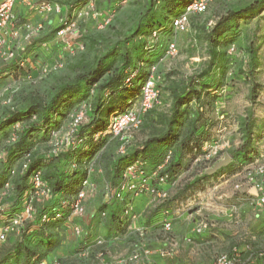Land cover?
I'll return each mask as SVG.
<instances>
[{
  "label": "trees",
  "instance_id": "1",
  "mask_svg": "<svg viewBox=\"0 0 264 264\" xmlns=\"http://www.w3.org/2000/svg\"><path fill=\"white\" fill-rule=\"evenodd\" d=\"M87 1L73 0L70 4L74 7ZM114 1L118 0H106V4L110 6ZM190 1L148 0L145 9L139 10V20L135 23L133 30L125 35L121 34L118 39H113V41L107 40L105 48L102 50L96 49L99 42L96 41L94 34L83 35L82 42L87 50H90L80 52L83 58L80 59L79 65L76 64L72 68L79 70V73L76 72L74 76L64 79L51 74L53 79H56H54L55 81L51 77L50 80H46V83L30 89L25 95L20 94V97L14 99L13 108H9V106L4 108V114L0 119V146L5 154L4 159L0 160V193L4 192L0 198V223L4 216L9 218L22 210L21 202L30 189L29 178L34 171L41 172L42 179L51 191L49 204L38 206L39 211H43L47 207L56 208L62 202L76 196L82 181L87 176L86 167L92 162H97L100 152L107 149L113 141L111 133H106L98 138H95L94 134L106 131L112 114L123 111L140 98L141 87L153 65L156 67V73L161 77L156 83V87L160 90L159 99H161L164 78L159 74L158 63L169 42L167 36L174 34L173 18L184 12ZM257 6L249 4L238 13L246 14ZM233 15L236 13L234 12ZM20 19L26 20L24 17ZM114 23L115 21L108 26L112 28ZM48 24V28L52 26L51 23ZM59 27L60 24L53 29L47 28L43 33L46 39L40 42L52 39ZM154 31L163 41V48H161L159 56L152 58L150 52L152 47L149 43L153 41ZM223 31L224 29L219 30L216 27L213 32L218 37L224 35ZM227 38L223 36L219 40H215V38L210 40L217 42V46L222 41H224L222 43L224 45L232 44L233 36H227ZM250 55L252 58L255 56L253 49H250ZM34 56H31L29 47L23 52V58L28 60L33 59ZM215 62L214 67L218 71V79L215 80L214 77L208 81V87L211 89L212 85H222L221 78L231 71V68L226 69L220 60ZM136 68L138 69L137 73L127 84L126 78ZM245 70L247 67L243 65L240 71L244 72ZM12 71L14 75L17 74L15 72L24 73L17 62V57L3 70L9 74ZM200 83V80L196 78V80H192L189 88H185L183 91H172V112L168 117L164 118V115L161 114L158 119L154 120L152 115L154 107L143 115L141 125L151 127L163 123L165 126L163 128L155 126L151 136L142 142L140 148L128 147L123 155H116L111 159L104 158L103 161L106 162L103 166L108 177L107 182L112 185L116 184L125 168L139 160L145 163L143 170L152 169L162 162L166 152L171 151L172 157L164 170L169 174L168 182L164 186L168 192V189L172 187L170 182L178 179L181 170L187 169L188 164L184 162L185 156L191 154L189 159L191 161L203 153V145L210 139V129L215 125L208 118L202 119L203 112L200 103L207 99L211 104H215L220 94H216L209 88H204V84L198 88ZM255 93V87H252L249 97H254ZM192 102L195 105L192 106ZM82 103L89 105L86 111L87 121L75 129L76 143L56 154L48 153L54 134L66 127L65 122L71 120V115L75 114ZM16 123L21 125L17 139L14 143L7 144L5 142L10 137L13 125ZM238 126L242 133V143L237 150L228 151L233 160L225 169L229 173L236 172L233 170L234 167L241 168L256 160V153L252 147V129L256 127L254 122L251 118H243L238 122ZM262 126L264 127L263 124ZM260 128L261 126L257 129ZM27 154L30 155V158L25 171L12 175L11 170L19 169L21 159ZM73 164L76 165L75 168L72 167ZM223 169L221 168L220 171ZM202 175L186 185L183 190L190 187L201 190L200 182L216 177L217 173L208 175L204 172ZM7 182L9 188L5 189ZM152 184L155 189H161L155 182ZM126 203V200L114 201L109 205L103 203L102 207L97 210L100 218V213L105 212L103 218L113 224L116 234L125 233L130 225V218L124 214ZM63 212V219L48 222L39 228L34 227L31 231L23 232L12 245L13 251L5 250L0 253V264H31L34 256H37L38 259H45L54 244L46 227L48 224H61L66 221L68 210ZM40 214L36 216V223L39 221ZM9 258L12 260L10 261Z\"/></svg>",
  "mask_w": 264,
  "mask_h": 264
},
{
  "label": "rangeland",
  "instance_id": "2",
  "mask_svg": "<svg viewBox=\"0 0 264 264\" xmlns=\"http://www.w3.org/2000/svg\"><path fill=\"white\" fill-rule=\"evenodd\" d=\"M71 1L73 0H59L58 4H65L64 7L62 6L65 10V7L69 6ZM147 2L148 0H118L112 2L109 6L106 4V0H97L96 9L104 17L77 20L76 30L80 31L77 35L75 33H68L63 39H60L55 34L52 39L42 42L40 41L45 38L43 33L44 31L46 32L49 26L48 23H50L49 17L39 16L37 20V18H33L34 13L32 11L30 12L29 9L27 10V7L16 3L15 9L17 8L23 14L27 13L28 15H26L28 19L24 20L25 22L32 24L41 23L44 30L39 36L31 39L28 45H25L23 39L24 33L20 31L17 37L10 38L11 49L16 53V56H23V52L30 45H39L45 58L41 64H37L39 66L37 67L38 72L33 76L30 72L35 68V56L33 59L28 60V66L24 67L23 74L15 72L17 74L14 75L13 71L10 74L2 71V69L8 67L10 60H5L6 49L2 48L0 50V71L3 72L0 73V80H2L1 76L7 77L2 82L0 81V119L4 114V108L7 106L9 108L14 107V99L20 97L22 94L25 95L35 86L46 83V80L51 79V74L64 79L74 76L76 72L79 73V70H73L72 68L76 64L79 65L80 59L83 58L80 52H88L90 50H87L82 42L83 35L94 34L93 36L96 41L99 42L96 45V49L102 50L105 48L104 45H106L107 40L113 41V39H118L121 34L125 35L133 30L135 23L139 20V10H144ZM249 4L250 6H258L252 8L251 12L246 14L238 13V11ZM103 10H107L108 12H103ZM234 12L236 15H233ZM105 13H113L112 18L107 24H105ZM59 20L60 15L54 21L55 24L49 28L53 29L57 27ZM22 21L18 18L17 26H20ZM114 21V26L110 28L108 25ZM216 27L219 30L224 29L222 34H224L225 38L233 36V43L224 45L222 44L224 41H222L217 46V42L211 41L210 39L212 38H215V40L223 38L220 35L216 37L213 32ZM167 37L169 42L174 41L176 43L177 53L172 57H162L159 60V74L164 78V81L160 102L153 109V119H158L161 114L164 115V118L168 117L172 112V91H183L185 88H189L192 80L198 78L201 82L198 88H201L202 84H204V88H209V90L214 91L216 94H220L215 104H211L204 98V101L200 103L203 112L202 119L208 118L215 125L210 129V139L204 143V153L191 161H189L191 154L185 156L184 162L188 164L187 169L184 168L180 171L176 185L168 189L167 199L161 200L148 194H141L137 197L131 196L129 198L132 212L136 215L135 220H130V225L134 222L146 225L150 218L152 219L157 216V219H160L163 217L161 213L163 208L170 202L179 203L177 205L184 211L189 207L197 206L198 209L195 214L197 219L209 221L211 215L218 214L219 216H224L228 208L235 204L231 201L235 184H243L246 190V172L257 164L264 163V127L262 126V124L264 125V0H212L205 12L190 16V26L187 31H174V34H170ZM225 40L227 41L228 38ZM162 43L163 41L160 40L159 36L157 40L149 43L152 46L150 50L152 58L160 55L161 48H163ZM232 46L234 50L230 51ZM250 49L254 50L255 56L253 58L250 55ZM89 53L92 54L90 51ZM218 60H220L226 69L230 67L231 71L227 75L225 74L224 78H221L222 85H212L213 88L211 89V87H208V81L214 77L215 80L218 79V71L214 67L215 61ZM56 64H60L61 67L55 69ZM243 65L247 67V70L241 72L240 69ZM54 79L52 77V80ZM252 87H255L256 93L254 97L250 98L249 94ZM193 105H195L194 102H192ZM243 118H251L256 126L252 129V147L256 153V160L251 164L243 165L241 168L234 167L233 170L236 172L233 174L226 173L219 177L209 178L200 182L202 186L201 190L196 189V187L183 190L186 185L203 176L202 174L206 173V170H211L216 162L223 160L229 150H237L240 147L242 133L239 130L238 122ZM85 120L87 121V119ZM65 126L56 133L53 141L50 143V150L65 147L72 140L69 120L65 122ZM155 126L156 128H163L165 124L158 123L151 127L140 125L139 128L126 133L125 137L128 140L127 147L140 148L142 142L151 136L150 134ZM257 126H261V128L257 129ZM112 138L113 141H111L108 148L100 152L98 161L94 163L91 178L98 186H101L103 182H107L108 178L103 166L106 162L103 161L104 158L111 159L113 156L123 155L119 152L121 147L119 136H113ZM5 143L9 144L8 139ZM213 146H216V154H212ZM2 149L0 146V156L3 155ZM259 153L260 155H258ZM207 154L211 155L207 157ZM231 161L232 157L230 156L229 163L221 168L225 170L231 164ZM196 186L198 187L199 185L197 184ZM99 195L103 196L101 192ZM242 216L243 214L240 209L237 214H233L232 218L234 220L232 223H235L234 221L238 222ZM231 226L236 231L234 237L238 240L243 238L246 227L240 222L238 224L235 223L234 227L233 225ZM146 232L145 228L142 229L139 240L135 238L134 240H129L124 245L108 246L103 254L107 259L112 261L128 255L139 247L152 250L154 248L153 244H156V242L149 240L152 238V235H147ZM153 233H155V237L162 239L163 231L159 225H156L153 232L148 234ZM17 236H15V239H12L11 237L13 236H11L7 242L0 245V253L5 250L9 252L13 251L14 247L12 245L19 239ZM218 248L222 250L221 244H219ZM227 252L229 251H219L218 254ZM109 255L111 256L110 258ZM97 263L101 264L99 261L94 264Z\"/></svg>",
  "mask_w": 264,
  "mask_h": 264
},
{
  "label": "built area",
  "instance_id": "3",
  "mask_svg": "<svg viewBox=\"0 0 264 264\" xmlns=\"http://www.w3.org/2000/svg\"><path fill=\"white\" fill-rule=\"evenodd\" d=\"M97 0H88L84 4L78 6H69L64 8L59 4H52L48 0H0V50L5 48V60L12 61L17 57V62L20 68L28 66V59L23 58V56H16V53L11 49L10 40L8 38H15L19 35V32H23V39L25 45H28L31 39L39 36L43 32L44 27L41 23L32 24L30 22L22 21L20 26H17L19 18V9H15V4H21L27 7L30 12L32 11L35 15L48 17L52 13L60 14L59 24L60 27L56 32V36L63 39L68 33H75L77 35L80 31L76 30L77 20H82L85 18L99 19L104 17L101 12L96 9ZM212 0H191L186 6L184 12H182L178 17L173 18L172 27L175 32L187 31L190 26V16L193 14H201L205 12ZM83 5V6H82ZM82 6V7H81ZM107 24L113 16V13H105ZM75 31V32H74ZM158 33L156 31L152 34V40H157ZM152 47V46H150ZM234 50L232 46L230 51ZM177 46L174 41L168 42L164 48L163 58H168L176 55ZM9 61V62H10ZM143 64V63H141ZM61 67L60 64H56L55 69ZM136 70L132 71L129 77L126 78L125 82L130 83V80L137 73ZM161 79V77L156 73V67L153 65L150 68V73L147 76L141 87L140 98L126 107L123 111L112 114L108 121V127L104 132H97L94 134L95 138L104 136L106 133H111L113 136H119L120 138V154H124L127 150L128 140L125 134L139 128L142 124L143 115L157 104H159L160 90L156 87V83ZM89 105L82 103L75 114L71 115L70 120V134L72 135V140L68 142L65 147L49 150L48 153L56 154L60 150H66L76 143V136H74L75 129L84 123L87 119L86 111ZM85 118V119H84ZM20 124L16 123L13 125L10 137L8 138V143H14L17 139V134L20 129ZM56 133L53 136L55 137ZM52 139V141H53ZM51 141V142H52ZM204 147V145H203ZM211 147V146H210ZM212 148V147H211ZM212 154L217 153L216 146H213ZM203 149V148H202ZM204 153V150H203ZM211 154H207L209 157ZM5 154L0 156L2 161ZM172 157V152L168 151L164 155L162 162L156 165L154 168L149 170H143L145 168V163L143 161H137L134 164L129 165L125 168L119 181L112 185L109 182H103L101 186H98L91 178L94 162L86 167L87 176L81 183V187L76 194V196L68 201L62 202L60 206L56 208L47 207L43 211H39L38 206L48 205L51 198V191L46 182L42 179L41 172L39 170L34 171L30 178V189L28 190L25 197L21 202L22 210L13 214L11 217H3L0 223V245L4 244L9 240L11 236L20 235L23 232H28L34 229V227L39 228L45 223L60 220L64 218V210H68L66 221H71L74 218H84L87 216V200L90 196L96 193H102V199L104 204H111L114 201H127L124 209V214L130 218V220H135L136 215L132 212V205L129 201L131 196L137 197L138 195H151L155 198L165 200L168 197V192L164 189L165 184L169 178L168 172L164 171ZM30 155L27 154L20 161L19 169H12L11 174L15 175L17 172H24L27 168ZM75 164L72 167L75 168ZM178 179L171 181V186L174 187ZM155 182L161 189H155ZM245 184H247L246 194L247 203L254 209H264V163L257 164L252 169L248 170L245 175ZM243 184H235V188L242 189ZM9 188V183H5V189ZM4 192L0 193L1 196ZM127 197V198H126ZM240 202L233 204L229 207L230 214H237L240 211ZM2 209V207H1ZM198 207H189L186 213L193 215L195 222L193 227V232L196 234H201L210 228V222L208 220L197 219L195 214ZM40 214L39 221L36 223V216ZM94 215V214H93ZM101 218L105 216V212L100 213ZM89 216L92 217V214ZM172 230V222L166 217L162 221V231L164 239L171 249H162L161 252L166 254H173L177 241L170 236V231ZM72 232L75 236H84L85 232L82 226L75 224L72 227ZM102 240H97V245L102 244ZM153 250L145 248H137L130 252L127 256L119 258L117 261L108 264H137L140 260H147L150 253ZM86 254V252H82ZM33 263L31 264H60L59 259H38L37 256L32 258ZM238 255L235 250H231L227 253L218 254L212 264H245L244 261L239 262Z\"/></svg>",
  "mask_w": 264,
  "mask_h": 264
},
{
  "label": "crops",
  "instance_id": "4",
  "mask_svg": "<svg viewBox=\"0 0 264 264\" xmlns=\"http://www.w3.org/2000/svg\"><path fill=\"white\" fill-rule=\"evenodd\" d=\"M48 1L52 4H58L59 2V0ZM61 6L64 7L65 4ZM26 15L27 13L23 14L22 11L19 13L20 18L24 17L28 19ZM59 15L52 13L48 16L51 25L55 24L54 21ZM33 18H37L38 20L39 15L34 14ZM9 40L10 38H8ZM29 52L31 56L35 55L34 62L36 65L34 64L35 68L30 72L33 76L38 72L37 67L39 66L37 64H41L45 56L39 45H30ZM6 78L1 76L2 80L0 81L2 82ZM227 154L229 155V153ZM220 169L210 174H205L213 175L217 173L216 177H219L220 175L229 173L225 170L220 171ZM231 201L235 204L240 202L241 205L239 206L243 216L238 222L246 227L243 238L239 240L234 237L236 231L231 226L233 225L234 227L235 223L238 224V222L234 221L235 223H232L234 218H232L233 215L230 214L229 208L224 216H219L218 214L211 215L209 220L210 228L201 234H196L193 232L194 216L187 214L186 210L180 209L177 205L179 203L177 202H170L163 208L162 212L158 211L163 216L160 219H157L158 216L152 219L150 218L146 225L134 222L127 227L125 233L116 234V231L113 230V224L106 221V218H100L97 213V210L102 207L104 202L99 193H96L87 200L89 214L84 218H74L71 221H64L61 224L47 225V231H49L54 244L45 259L51 260L56 258L60 260V264H94L97 261L101 264L113 263L119 258L112 261L107 259L103 254L104 250L108 246L124 245L131 239L138 238L139 240V235L142 234V229L145 228L147 231L146 234L152 235V238L149 240L155 241L156 244H153L154 248H152L153 251L150 253L148 259L140 260L137 264H212L219 251L230 250L236 251L240 260L239 262L244 261L245 264H264V209H254L246 202L247 194L244 187L242 189H234ZM90 214H92V217L89 216ZM166 217L172 222V230L169 234L177 241L173 254L161 252L162 249H171L164 239V233H162V239L155 237V233L148 234L153 232L156 225H159L162 230V221ZM75 224L82 226L85 232L84 236L77 237L73 234L72 227ZM11 238L15 239V236ZM97 240H102L103 243L102 245L100 244L101 246L96 244ZM219 244H221L222 250L218 248ZM82 252H86V254ZM9 260L11 261L12 258H9Z\"/></svg>",
  "mask_w": 264,
  "mask_h": 264
},
{
  "label": "water",
  "instance_id": "5",
  "mask_svg": "<svg viewBox=\"0 0 264 264\" xmlns=\"http://www.w3.org/2000/svg\"><path fill=\"white\" fill-rule=\"evenodd\" d=\"M230 161V156L227 154L225 156V158L223 160H220L218 162H216L213 166V168L211 170H207L206 173H212V172H215V170L223 167V166H226Z\"/></svg>",
  "mask_w": 264,
  "mask_h": 264
},
{
  "label": "clouds",
  "instance_id": "6",
  "mask_svg": "<svg viewBox=\"0 0 264 264\" xmlns=\"http://www.w3.org/2000/svg\"><path fill=\"white\" fill-rule=\"evenodd\" d=\"M207 142V141H206Z\"/></svg>",
  "mask_w": 264,
  "mask_h": 264
}]
</instances>
